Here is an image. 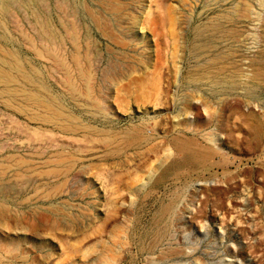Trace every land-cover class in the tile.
Returning <instances> with one entry per match:
<instances>
[{"label":"rangeland","instance_id":"obj_1","mask_svg":"<svg viewBox=\"0 0 264 264\" xmlns=\"http://www.w3.org/2000/svg\"><path fill=\"white\" fill-rule=\"evenodd\" d=\"M9 1L0 47L46 90L9 87L65 113L0 83V264H264V0ZM39 11L95 104L38 54Z\"/></svg>","mask_w":264,"mask_h":264},{"label":"bare ground","instance_id":"obj_2","mask_svg":"<svg viewBox=\"0 0 264 264\" xmlns=\"http://www.w3.org/2000/svg\"><path fill=\"white\" fill-rule=\"evenodd\" d=\"M15 1L16 2L17 1L22 2V4H24V6H31V4H34L33 5L34 7H35V3L37 2L36 0H15ZM2 3H5V5L0 6V22L2 21V19L6 15L10 14V11H13L11 9L12 8V2L11 1L2 0ZM35 17L36 18H35L34 23H35L36 27L38 28L40 35L43 38L47 37V35H49V34H55L57 32V31L55 32V28L53 25H51V22L49 21V19H47V17L44 16V13H41L39 11L37 13V16L35 15ZM57 34L55 36L56 38H54L53 41H49V39L45 38V41H43L42 46L40 48H37L38 54L43 56V57L48 56L50 59L54 60L55 64H57L58 66H60L61 68H63L66 71V73H65L66 78H67L66 82L72 84L76 93L84 95L86 97L85 99L89 103L91 102V103L95 104L96 102H95V98H94V94H95L94 90L95 89H94V78H93L94 74H92L93 72H91L88 68H86V67L84 68L80 64L81 60H80V51H79L80 45H79V41H78L79 37L76 35L78 37V40L77 39H74L73 41L71 40V43L73 42L72 56H71V62H70V64H68L66 59L64 58L63 54L61 53L62 47L67 42V39H62L61 37H58ZM76 34H77V32H76ZM74 35H72V37ZM46 39L48 41H46ZM31 43L33 44V41H31ZM1 47H0V83H2V85L3 84L5 85V88H4L1 96H6L7 103L11 102L12 100H15L18 96H24V104L25 105L21 106L20 108H16L17 111L24 112L26 107L28 108L29 106H32V107L40 109V110L53 112L57 118L64 115V113H65L64 110H62L61 107L57 108L55 101L53 103L55 105H53L51 102V99L49 100V98L48 99L45 98L46 95L44 97H42L40 95V94H43V91H45L46 89L44 88L45 89L44 90L42 85H39V83L37 82L38 78H39L38 70L35 69L32 71H29L25 62H23L22 59H20V56H18V54L14 53L12 51H7V49L5 50L4 48H1ZM72 69L74 70V76L71 75ZM20 82L24 83L23 85L26 84V85L35 86L42 93H40L39 91L38 92L40 94L35 93L33 91H28V90L24 89L25 87L24 88L19 87L18 89H12L9 87V85H15L14 83H17V84L19 83V85H22V84H20ZM78 83H80V84H78ZM6 106L8 108H11L13 105L6 104ZM65 117L69 118L70 122H76L78 124L76 119H72V117H70V116H65ZM44 121H45V123L50 122L49 119H45ZM60 129L64 133L71 134V135L78 134V131L80 130L78 128V126L75 125V123H66ZM110 139H112V138H110ZM130 139L131 138H128V141ZM107 141L109 142V140H107ZM120 145H122V143L119 144V146ZM130 147H131V145L127 148H130ZM119 151H121V150H119ZM63 153L64 152L59 151L55 154V157L60 160L62 158L61 156H63ZM53 163H55V162H53ZM61 171H62V169L60 170L59 168H55L54 170H51L49 172V174L56 175V174L60 173Z\"/></svg>","mask_w":264,"mask_h":264},{"label":"water","instance_id":"obj_3","mask_svg":"<svg viewBox=\"0 0 264 264\" xmlns=\"http://www.w3.org/2000/svg\"><path fill=\"white\" fill-rule=\"evenodd\" d=\"M249 112H251V113H255V111H254V110H252V109H251Z\"/></svg>","mask_w":264,"mask_h":264}]
</instances>
